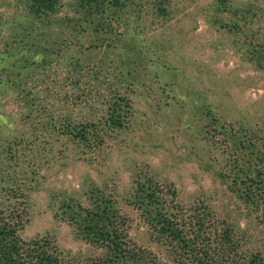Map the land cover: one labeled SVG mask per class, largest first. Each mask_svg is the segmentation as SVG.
<instances>
[{
	"label": "rangeland",
	"instance_id": "rangeland-1",
	"mask_svg": "<svg viewBox=\"0 0 264 264\" xmlns=\"http://www.w3.org/2000/svg\"><path fill=\"white\" fill-rule=\"evenodd\" d=\"M36 4L0 0V213L22 214L18 235L87 253L66 205L100 194L156 247L131 198L148 177L175 190L174 214L263 245L264 215L225 178L249 150L233 158L224 129L264 138V0Z\"/></svg>",
	"mask_w": 264,
	"mask_h": 264
},
{
	"label": "trees",
	"instance_id": "trees-1",
	"mask_svg": "<svg viewBox=\"0 0 264 264\" xmlns=\"http://www.w3.org/2000/svg\"><path fill=\"white\" fill-rule=\"evenodd\" d=\"M47 2L35 0L37 10L49 8L55 0ZM118 118L116 122L120 123ZM232 130L224 129L231 132L228 139L235 145L233 158L238 157L239 150L248 149L252 163L242 168L229 161L225 175L229 179L227 185L244 208L259 210L262 216L264 138L245 136V129H241L242 134ZM93 191L98 192L97 189ZM175 194L174 189L165 190L151 178L136 180L131 198L149 224L151 243L156 245L151 248L130 239L125 217L119 213L111 196L96 194L88 205L77 202L66 205L70 210L65 213L68 222L88 245L87 253L62 252L46 237L22 239L17 233L22 214L12 210L8 214L1 212L0 264H264V244L252 247L246 244L253 241H247L242 245V235L247 233L245 229L226 220L222 221L223 227H206L208 221L203 223L197 219L190 223L189 217L169 211L165 204L169 203L173 209ZM182 225L184 227H180ZM198 225L201 227H192Z\"/></svg>",
	"mask_w": 264,
	"mask_h": 264
}]
</instances>
